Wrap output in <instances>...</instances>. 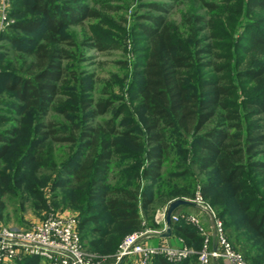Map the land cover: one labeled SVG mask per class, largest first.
I'll return each instance as SVG.
<instances>
[{
    "label": "trees",
    "instance_id": "1",
    "mask_svg": "<svg viewBox=\"0 0 264 264\" xmlns=\"http://www.w3.org/2000/svg\"><path fill=\"white\" fill-rule=\"evenodd\" d=\"M74 1L13 0L14 22L2 35L0 62L13 46L21 53L0 68V83L12 95L13 113L20 116L13 118L16 124L0 130V219L8 218V195L19 189L14 185L25 182L23 192L41 185L33 179L35 171L21 180L27 173L23 166L44 164L46 147L49 154L55 143H66L71 152L63 164L70 176L58 180L64 191L60 196L66 207L80 212L83 244L92 236L90 248L114 253L124 234L144 229L145 220L160 227L153 214L193 194L197 166L207 174L200 185L204 198H210L222 217H230L223 220L225 230L233 227L235 211L244 212V225L263 245L257 255L251 250L243 255L250 264H264V0H235L236 13L247 20L245 32L238 36L226 31L223 20L207 18L208 13L222 15L231 0H196L201 9L185 15L180 24L168 13L182 0L170 5L153 2L150 7L158 14L141 15L147 20L141 24L147 46L142 83L132 96L134 109L118 95L89 98L83 79L73 77L66 65L73 57L66 45L75 43L67 26L99 16L96 9L72 5ZM26 3L40 16H17L16 6ZM12 30L28 35L18 38ZM215 39L229 40L228 50ZM96 42L109 47L102 38ZM51 113L71 123L60 128L58 120L38 119ZM252 174L260 178L255 191L250 187ZM183 176L187 183L179 180ZM221 182L224 185H218ZM172 232L189 247L202 249L204 235L197 226L172 221ZM234 236L228 239L235 247ZM197 260L198 254H193L179 262L162 256L153 262ZM10 264H42V259L29 256Z\"/></svg>",
    "mask_w": 264,
    "mask_h": 264
},
{
    "label": "rangeland",
    "instance_id": "2",
    "mask_svg": "<svg viewBox=\"0 0 264 264\" xmlns=\"http://www.w3.org/2000/svg\"><path fill=\"white\" fill-rule=\"evenodd\" d=\"M216 1L221 2V0ZM153 2L170 5L172 0H75L74 3H72V5L76 6H89L99 12V16L90 17L81 25L71 24L67 26V30L74 39L75 43L72 45H66V47L71 51L73 57L71 60H66L65 63L66 65H69L75 73L73 77L83 79L86 96L94 98L95 100L108 98L112 95H118L119 97L122 96L121 98H126V101L130 104L132 109H134L136 101L132 100V96L138 94L137 88L140 87L142 83L140 70L144 64V57L146 54L145 50L147 46V41L141 29V24L147 23V20L141 18V15L146 13L158 14V11L150 7ZM230 2L229 6L232 9H227V11H224L222 15L208 13L207 18L208 20L214 18L215 21L217 19L219 22L220 20H223L224 25L227 26L225 27L226 31L228 30V33L231 35L238 36L240 33L243 34V32H245L246 29L244 28L247 20L244 17V14L239 15L236 13L238 7H233L235 0H231ZM198 8L201 9L196 0H182L178 6L171 9L168 16L180 24L182 20H184L185 15L189 13L194 14L196 9L198 11ZM232 10H234L233 13H231ZM16 12H18L17 16L24 18H35L40 16L39 13L33 12L27 3L17 5ZM12 31L18 38L21 35H28L27 33L19 30ZM210 32L211 30L206 31V34L209 36L211 34ZM97 38H102L103 44H106V46L109 47L103 49L100 45H97ZM222 40L223 41L215 39V42H223L220 46H222L224 50H228L229 47H227V44H229V40ZM5 42L8 41L4 40V44ZM16 49L17 48L13 46V51L9 52V55L7 54V56L2 58L0 68L3 66L6 67V61H8V59L15 60L16 55L21 53ZM129 83L131 84L129 85ZM11 100L13 99L10 91L5 88L4 83H0V130L16 124L13 118H18L20 116L13 113L10 105ZM121 100L122 99H118L116 104H120ZM123 117H125V115L121 118ZM38 119L41 122H45L50 119L58 120L62 123L60 128L64 124L69 125L71 123L68 117L58 113H51L48 116H42ZM69 146L70 145L66 143H55L51 147L52 149L49 154L48 147H46L44 164L39 165L36 162H33L23 166V169L27 170V173L22 176L21 180H23L26 175L29 176L28 172L35 171L36 175L33 179L41 182V185L38 186L36 191L30 192H23L26 190L25 182H21L19 185H14V188H19L18 193L16 195H8L9 206L6 210L8 218L5 215L2 220L0 219V226L24 228L37 221L47 218L51 214L65 213L74 214L76 216L80 214V212L76 211L72 207H66L65 202L63 201L64 198L60 196L64 191L63 186L59 185L58 180L70 176L68 172L64 171L63 164L66 160V156L71 152ZM194 170V176H196L197 179L196 184L194 182L191 183V186L195 188L193 190V194L183 197V199L191 201V204H195L192 201L195 197L197 187L203 185L204 178L207 177V174L199 167L195 166ZM188 176L193 178L192 175L188 174ZM29 178L30 176L27 179ZM219 179L220 177H218V174H215L213 180L217 182ZM249 179L253 181L251 182L250 187L253 188V191H255L257 189L255 182H258L260 178L256 180L252 174L249 176ZM179 180L187 183L188 177L183 176ZM218 185L222 186L224 183L221 182ZM261 189L264 191V186L261 187ZM254 193L256 196H260V194H256V192ZM205 200L217 217L224 221L227 218H230L229 216H226V218L222 217L219 209L211 205L210 198ZM22 202L25 203L24 209L20 208ZM183 206L181 209L184 208ZM233 206L234 205L231 204L228 208L232 209L234 208ZM166 208L167 206L159 207V209L153 214V217H155L160 227H155L154 223L150 221L151 219L145 220L144 224L146 227L144 229H131L124 234L123 238L138 231L146 229L158 231L160 228H163L165 224L164 217H162L161 220V216L159 218V214L165 211ZM188 210L189 209L186 211ZM192 211L193 212H189L194 213L195 210ZM94 212L101 214L104 217V214H102L99 210H95ZM196 212H200L203 217L205 216L207 219V223L206 221L205 223L208 225L206 226L205 223L204 225L206 227H209L210 225L209 228L213 229V214L210 211L202 210L199 207ZM235 214L232 215L233 217H236L233 227L226 230L228 235L227 237L231 240L230 235H235L233 244L235 247L240 249L239 251L241 253L246 254L248 250H251V255H257L258 253L256 249L259 250L260 246L262 247L263 241L256 236L255 231L252 229L249 230V228L244 225L242 219L245 216L244 212L237 210L235 211ZM99 222L100 223L98 224H101L102 221ZM85 230H87V228H85L84 231ZM91 239L92 236H89L88 239H84L85 250L90 254H95L102 259H105V262H111L116 252L106 254L90 248ZM194 249L195 253L193 254H197L196 252L199 250L197 248ZM192 255L189 257H192ZM42 264H45V262L42 261ZM196 264H199V258Z\"/></svg>",
    "mask_w": 264,
    "mask_h": 264
},
{
    "label": "built area",
    "instance_id": "3",
    "mask_svg": "<svg viewBox=\"0 0 264 264\" xmlns=\"http://www.w3.org/2000/svg\"><path fill=\"white\" fill-rule=\"evenodd\" d=\"M12 4L13 0H0V46L3 33L14 22L10 16ZM192 202L213 214L216 247H212V234L199 214L173 213L172 221L191 223L204 235L203 247L196 252L200 264H211L213 259H224L228 264H250L228 239L224 221L216 216L206 202L200 186ZM79 224L80 219L76 215L64 213L51 214L24 228L1 225L0 263H12L32 256L41 258L45 264H119L122 259V264H153L159 256L170 261H182L195 253V249L186 244L180 247L149 245L147 238L153 230L146 229L125 236L108 263L85 250Z\"/></svg>",
    "mask_w": 264,
    "mask_h": 264
},
{
    "label": "crops",
    "instance_id": "4",
    "mask_svg": "<svg viewBox=\"0 0 264 264\" xmlns=\"http://www.w3.org/2000/svg\"><path fill=\"white\" fill-rule=\"evenodd\" d=\"M181 206H183V205H181ZM187 209H189V210L186 211ZM192 210H195L194 213L200 215V217L204 221L203 223H205V221L207 223V219L205 218V216L203 217V215L200 212H196L198 210V206L196 204H190V206H184V208H182V209L180 208V210L177 213L180 214V213L189 212V211L193 212ZM160 216H161V213L159 214V218H160ZM160 219L162 220V218H160ZM206 223H205V225H206ZM209 227H210V225H209ZM209 227H207V229L212 234V247L214 248L218 244H217L216 237L214 235V229H210ZM165 231H166V224H164L163 228H160L158 231H153L149 235V237L147 238V243L149 245H152V246L168 245V246H172V247H180L184 244L183 239L180 238L175 232H172L171 236H169V237L163 236ZM211 264H228V261L224 260V259H213Z\"/></svg>",
    "mask_w": 264,
    "mask_h": 264
},
{
    "label": "water",
    "instance_id": "5",
    "mask_svg": "<svg viewBox=\"0 0 264 264\" xmlns=\"http://www.w3.org/2000/svg\"><path fill=\"white\" fill-rule=\"evenodd\" d=\"M186 204H191V201L187 199H183V198H178L169 203L165 211L166 231L164 232L163 236L165 237L171 236L172 234V215L179 206L186 205ZM123 261L124 259H122L119 264H122Z\"/></svg>",
    "mask_w": 264,
    "mask_h": 264
},
{
    "label": "bare ground",
    "instance_id": "6",
    "mask_svg": "<svg viewBox=\"0 0 264 264\" xmlns=\"http://www.w3.org/2000/svg\"><path fill=\"white\" fill-rule=\"evenodd\" d=\"M163 215H164V211L161 213V218L163 217Z\"/></svg>",
    "mask_w": 264,
    "mask_h": 264
}]
</instances>
